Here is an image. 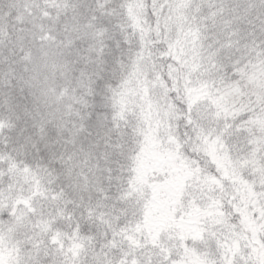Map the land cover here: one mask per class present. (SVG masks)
I'll return each mask as SVG.
<instances>
[{
  "label": "snow or ice",
  "instance_id": "6c2138e0",
  "mask_svg": "<svg viewBox=\"0 0 264 264\" xmlns=\"http://www.w3.org/2000/svg\"><path fill=\"white\" fill-rule=\"evenodd\" d=\"M0 264H264V0H0Z\"/></svg>",
  "mask_w": 264,
  "mask_h": 264
}]
</instances>
